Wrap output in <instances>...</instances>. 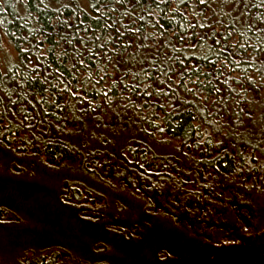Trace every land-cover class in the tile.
<instances>
[{
  "label": "trees",
  "instance_id": "16d2710c",
  "mask_svg": "<svg viewBox=\"0 0 264 264\" xmlns=\"http://www.w3.org/2000/svg\"><path fill=\"white\" fill-rule=\"evenodd\" d=\"M63 2L0 4V50L4 37L17 55L0 71L1 144L50 162L81 157L76 170L95 175L85 163L108 154L81 151L65 131L105 146V120L130 133L121 167L98 166L122 186L181 196L191 214L231 177L264 187V0ZM85 189L69 193L95 207ZM28 264L91 263L50 251Z\"/></svg>",
  "mask_w": 264,
  "mask_h": 264
},
{
  "label": "rangeland",
  "instance_id": "374dc122",
  "mask_svg": "<svg viewBox=\"0 0 264 264\" xmlns=\"http://www.w3.org/2000/svg\"><path fill=\"white\" fill-rule=\"evenodd\" d=\"M63 1L87 7L84 0ZM2 47L0 71L5 74L17 55L4 37ZM104 122L100 132L110 137L105 146L98 133L65 131L66 141L81 151L108 154L85 163L95 175L76 170L81 157L50 162L18 142L0 143V264H28L50 251L91 264H264V187L233 184L231 177V186L211 195L217 201L213 206L191 214L186 207L194 204L180 203L181 196L122 186L98 166L121 167L130 133ZM71 187L83 193L91 189L95 207L78 204ZM174 202L184 205L182 210H175Z\"/></svg>",
  "mask_w": 264,
  "mask_h": 264
}]
</instances>
